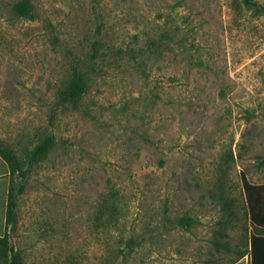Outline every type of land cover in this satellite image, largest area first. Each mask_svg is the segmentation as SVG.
I'll return each mask as SVG.
<instances>
[{
	"label": "rangeland",
	"instance_id": "obj_1",
	"mask_svg": "<svg viewBox=\"0 0 264 264\" xmlns=\"http://www.w3.org/2000/svg\"><path fill=\"white\" fill-rule=\"evenodd\" d=\"M19 1L0 0V137L22 160L55 145L15 230L0 155V264L11 246L24 264H251L242 173L264 183V0H30L32 19Z\"/></svg>",
	"mask_w": 264,
	"mask_h": 264
},
{
	"label": "trees",
	"instance_id": "obj_2",
	"mask_svg": "<svg viewBox=\"0 0 264 264\" xmlns=\"http://www.w3.org/2000/svg\"><path fill=\"white\" fill-rule=\"evenodd\" d=\"M247 5L254 4V0H244ZM15 11L18 16L26 18H34L35 12L33 4L30 0H21L15 6ZM103 43L99 41H94L92 43V53L91 58L93 60L100 57L101 49ZM83 68L78 62H76L71 85L75 89H80V93L86 90L88 86V78L84 75ZM87 73V71H86ZM79 95V94H78ZM73 92H66L63 96L64 103H73L78 99ZM55 145L54 135H49L43 139L39 144H37L26 156V160H22L16 150L11 148L9 145L5 144L2 138L0 137V155L7 162L10 173L13 179V184L11 186L9 197H8V211H7V227L13 230L16 229L18 224L17 216V201L25 190L26 182L29 176V173L36 161L45 156ZM243 175V187L246 194L249 218L253 227V231L250 235V249H251V264H264V234L258 233L260 229H264V183L263 184H254L250 182L246 175ZM180 224L184 227H189L192 222L191 220H181ZM5 238H0L2 241ZM140 245L135 239L130 240L126 246L129 248V252L135 249L136 246ZM113 250L112 253L117 252L116 257L120 258L121 255H127L126 251L121 248ZM10 264H24V258H22L21 253L16 250L15 247L11 246L10 248ZM235 264V263H232Z\"/></svg>",
	"mask_w": 264,
	"mask_h": 264
}]
</instances>
